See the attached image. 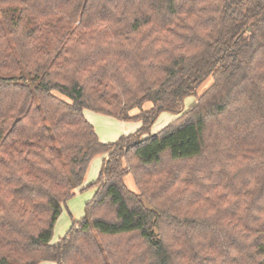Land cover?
Here are the masks:
<instances>
[{"label": "trees", "instance_id": "obj_1", "mask_svg": "<svg viewBox=\"0 0 264 264\" xmlns=\"http://www.w3.org/2000/svg\"><path fill=\"white\" fill-rule=\"evenodd\" d=\"M84 109L140 126L102 142ZM43 260L264 264V0H0V264Z\"/></svg>", "mask_w": 264, "mask_h": 264}, {"label": "rangeland", "instance_id": "obj_2", "mask_svg": "<svg viewBox=\"0 0 264 264\" xmlns=\"http://www.w3.org/2000/svg\"><path fill=\"white\" fill-rule=\"evenodd\" d=\"M207 81H205L201 87H205ZM196 103V97L194 95L187 96L183 105L180 108L179 113H172L168 111H162L151 124L149 131L140 133V137H147L149 134H153L161 129L164 125L171 121H178L180 115ZM84 115L88 121L94 126L96 133L102 142H112L116 140L121 134L134 132L139 126V121H122L111 116L103 115L94 112L90 109H84ZM108 156L105 157L107 159ZM103 162V157L101 155L95 156L89 163L88 169L86 171L83 188L76 189L75 194L66 200L62 207L61 214L57 218L51 242H56L60 237H62L65 232L70 227L72 220H78L85 214V205L91 199L94 187L89 186L93 183L98 176ZM124 181L129 189L136 191V185L134 183L131 173L125 175ZM38 264H54L53 261L43 260Z\"/></svg>", "mask_w": 264, "mask_h": 264}, {"label": "crops", "instance_id": "obj_3", "mask_svg": "<svg viewBox=\"0 0 264 264\" xmlns=\"http://www.w3.org/2000/svg\"><path fill=\"white\" fill-rule=\"evenodd\" d=\"M104 115V114H103ZM108 116V115H107ZM127 134V133H126Z\"/></svg>", "mask_w": 264, "mask_h": 264}]
</instances>
